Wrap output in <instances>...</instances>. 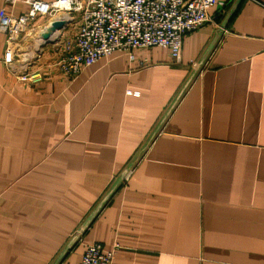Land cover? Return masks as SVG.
Returning a JSON list of instances; mask_svg holds the SVG:
<instances>
[{"label": "crops", "instance_id": "obj_1", "mask_svg": "<svg viewBox=\"0 0 264 264\" xmlns=\"http://www.w3.org/2000/svg\"><path fill=\"white\" fill-rule=\"evenodd\" d=\"M208 13L175 62L113 52L71 79L52 44L19 53L55 17L13 67L0 33V264H79L93 243L113 264H264V0Z\"/></svg>", "mask_w": 264, "mask_h": 264}, {"label": "built area", "instance_id": "obj_2", "mask_svg": "<svg viewBox=\"0 0 264 264\" xmlns=\"http://www.w3.org/2000/svg\"><path fill=\"white\" fill-rule=\"evenodd\" d=\"M15 1L5 0L0 8V33L6 36L3 63L13 67L16 40L36 17L53 16L58 11L77 13L74 39L54 61L70 79L113 52L134 61L136 50L162 47L172 62L177 61L183 36L210 22L208 11L218 4V0H22L27 10L14 15ZM145 64L140 61V67ZM18 77L37 83L43 73L37 67L27 68ZM116 248L105 250L99 243L89 244L79 264H113Z\"/></svg>", "mask_w": 264, "mask_h": 264}, {"label": "rangeland", "instance_id": "obj_3", "mask_svg": "<svg viewBox=\"0 0 264 264\" xmlns=\"http://www.w3.org/2000/svg\"><path fill=\"white\" fill-rule=\"evenodd\" d=\"M45 17L46 16H38L37 18ZM53 18L49 21V23L46 25V27L43 29V32H46L49 29L50 23L54 20H63L64 25L58 29L54 30L50 33V37L48 39V42H46L42 38V33L38 34L37 38L32 40L29 44L31 45L28 48L20 47L19 45V53L20 56H22V62H27L26 57H28V54L31 55V57L39 56L41 54L42 49L44 48L43 45H50L52 44L51 48L54 49V53L56 57H59L60 54H62L63 49L65 48V45H68L71 43L74 39L78 24H79V15L77 13H69V12H57L53 16H49V18ZM29 33L30 31L27 30ZM38 33V30H37ZM29 52V53H28ZM28 53V54H27ZM29 57V58H31Z\"/></svg>", "mask_w": 264, "mask_h": 264}, {"label": "water", "instance_id": "obj_4", "mask_svg": "<svg viewBox=\"0 0 264 264\" xmlns=\"http://www.w3.org/2000/svg\"><path fill=\"white\" fill-rule=\"evenodd\" d=\"M64 25V21L63 20H54L50 23L49 29L42 33V38L48 42V39L50 37V33L54 30H58L60 29L62 26Z\"/></svg>", "mask_w": 264, "mask_h": 264}]
</instances>
